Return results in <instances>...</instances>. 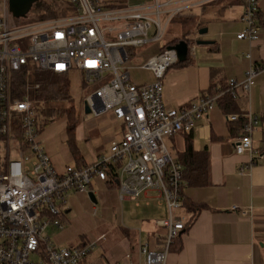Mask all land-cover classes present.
<instances>
[{"label":"built area","instance_id":"2783aa9c","mask_svg":"<svg viewBox=\"0 0 264 264\" xmlns=\"http://www.w3.org/2000/svg\"><path fill=\"white\" fill-rule=\"evenodd\" d=\"M68 1L69 14L29 23L16 22L8 0L1 9L0 145L7 155H0V264H80L95 242L58 246L44 237L43 231L49 225L63 227L67 192H89L94 178L116 180L122 199L136 200L152 189L162 193L169 210L182 207L186 184L183 166L172 158L165 138L190 131L225 91L236 96L237 87L249 89L264 73V61L254 63L243 82L231 80L228 89L216 95L203 96L180 108L169 107L163 100V79L178 62L177 51L164 47L143 65L154 72L156 80L152 83L133 82L127 61L128 46L162 39L175 12L173 1L123 8H107L100 0ZM245 1L243 19L247 27L237 37L255 40L259 1ZM167 13L170 16L163 21ZM34 64L38 70L57 75L77 69L87 82L100 83L85 100L91 112L100 116L111 111L125 124L122 139L111 144L109 155L101 154L90 164L68 165L63 172L57 171L41 143L38 106L28 93L18 97L13 90L14 76L18 72L30 75ZM246 117L243 135L235 143L238 154L254 152L252 132L258 118ZM229 119L236 116L229 115ZM160 224L167 228L166 247L153 250L142 245L145 264H167L170 244L186 228L172 215ZM32 254L39 259H32Z\"/></svg>","mask_w":264,"mask_h":264},{"label":"crops","instance_id":"0c3cea01","mask_svg":"<svg viewBox=\"0 0 264 264\" xmlns=\"http://www.w3.org/2000/svg\"><path fill=\"white\" fill-rule=\"evenodd\" d=\"M100 1L107 8L173 1L175 12L162 37L175 23L167 42L164 43V38L145 44L148 51L138 56L136 64L142 69L164 47L181 40L188 43L187 59L178 58L163 79V100L169 107L191 105L203 96L225 91L231 80L243 82L251 65L264 61V0H258L259 32L255 40L237 37L247 27L243 19L245 0H145L135 4L129 0ZM169 16L164 14L163 21ZM205 28L207 31H202ZM153 76L150 83L156 79ZM235 95L225 91L208 115L197 119L190 131L165 138L172 158L183 166L186 184L182 207L169 210L162 193L152 189L136 200L122 199L118 182L112 179L92 180L89 192L95 194L96 201L89 192H67L62 224L72 211L69 198L86 193L94 204L101 206L103 217L99 223L111 228L112 234L116 230L115 238H119L116 243L106 241L108 231L93 240L81 237L77 245L95 242V248L100 245L101 254H95L93 248L80 264H145L141 246L165 249L167 228L160 221L171 215L182 220L186 228L170 244L167 264H264V73L255 78L249 89L237 87ZM248 114L258 118L252 132L254 152L238 154L235 143L243 135ZM229 115H235L236 119H229ZM112 117L117 119L113 113ZM117 120L121 122L120 133L112 143L121 140L125 131L124 122ZM189 144L205 166L207 185L189 184L188 166L183 160ZM101 154L104 153L98 156ZM90 163L81 157L75 166ZM120 203L123 211L118 215ZM92 211L96 214L98 207L93 206ZM50 226L64 228V224L62 228Z\"/></svg>","mask_w":264,"mask_h":264},{"label":"rangeland","instance_id":"374dc122","mask_svg":"<svg viewBox=\"0 0 264 264\" xmlns=\"http://www.w3.org/2000/svg\"><path fill=\"white\" fill-rule=\"evenodd\" d=\"M145 0H129L131 4H135ZM52 2V0H50ZM58 1L54 8L57 11L62 10L61 15L69 14L71 5L66 0ZM5 0H0V16L4 14ZM12 14V13H11ZM39 16L35 13H28L23 17H14L17 23H29L33 20H38ZM176 19H174L175 21ZM171 23L170 28L164 37V43L167 42L173 25ZM162 39V40H163ZM29 44V38L26 39ZM25 47L24 49H26ZM151 48V47H150ZM146 47L128 46V51H134L135 54L130 55V59L127 61L131 77L133 82L150 83L154 76V72L149 69L139 68L136 66L138 56L146 51ZM148 51V50H147ZM149 53V52H148ZM30 75H33L37 65L34 64L31 68ZM70 80V92L72 97L68 100L60 101H42L38 108L40 114V120L38 126L40 129V139L46 152L50 156L54 167L59 172H63L67 165L75 166L78 163L79 158L83 157L87 162H94L98 159L99 153L110 154V146L112 141L120 133L121 122L112 117V112H108L103 115H95L93 112H85V100L86 97L92 93L97 87L100 86L99 82L89 83L86 81L83 72L74 69L69 73ZM156 80V79H155ZM70 108L73 110V116L71 117L65 109ZM76 125L74 136L69 135L68 125ZM15 150L12 149L11 156H15ZM7 151L0 145V155L6 157ZM74 152H76L74 154ZM96 193L98 190L95 188ZM98 195V194H97ZM72 211L67 216V222L63 221L64 228L57 229L55 227H48L43 231V236L48 237L51 242L58 246L73 247L76 246L81 237L93 240L97 238L103 231L110 233L106 241L116 243L119 238H115L118 234L115 230V234H112V229L106 225H101L99 220L103 217V212L100 204H94L86 193L75 194L71 199L69 198ZM124 203L123 205H125ZM93 206L98 207L96 214L93 213ZM118 210V215L123 210ZM177 211V210H176ZM175 211V212H176ZM139 213V211L135 210ZM63 220V219H62ZM66 240V242L64 241ZM95 248V247H94ZM95 254H101L100 245H98L94 251ZM92 252V253H93ZM32 259L38 260V255L32 254Z\"/></svg>","mask_w":264,"mask_h":264},{"label":"trees","instance_id":"16d2710c","mask_svg":"<svg viewBox=\"0 0 264 264\" xmlns=\"http://www.w3.org/2000/svg\"><path fill=\"white\" fill-rule=\"evenodd\" d=\"M58 1L61 0H52V2H50V0H37L32 4L29 13H35L38 15L40 17H38V20L58 17L62 12V10L57 11L54 8V5H57ZM64 1L67 3L66 0ZM37 83L39 84V87H36ZM13 90L18 97H22L28 93L37 106H39L42 101L68 100L72 97L70 92L69 74L57 75L38 69H35L33 75H27L25 72H18L14 76ZM65 112L71 117L73 116L72 109L67 108L65 109ZM75 129L76 125L70 122L68 125L69 135L74 136ZM75 153L76 152H74V154ZM183 160L188 166L186 174L190 185L209 184L208 178L205 177V166L200 164L197 154L194 152L190 144L184 153Z\"/></svg>","mask_w":264,"mask_h":264},{"label":"water","instance_id":"95a60500","mask_svg":"<svg viewBox=\"0 0 264 264\" xmlns=\"http://www.w3.org/2000/svg\"><path fill=\"white\" fill-rule=\"evenodd\" d=\"M9 1V7L11 12L15 17H22L26 16L34 2L37 0H8ZM202 31H207V28H205ZM198 43H201L200 41ZM207 43V42H206ZM188 43L184 40L179 41L177 44L169 45V49H175L177 51V55L179 60H186L187 59V53H188ZM85 112L90 113L91 110L87 103L85 102ZM89 195L92 200L96 201L95 194L91 191L89 192Z\"/></svg>","mask_w":264,"mask_h":264}]
</instances>
